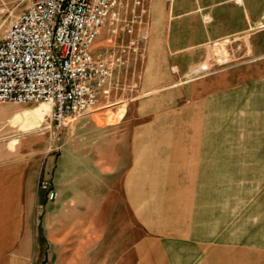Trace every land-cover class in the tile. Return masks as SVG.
<instances>
[{
	"label": "rangeland",
	"instance_id": "1",
	"mask_svg": "<svg viewBox=\"0 0 264 264\" xmlns=\"http://www.w3.org/2000/svg\"><path fill=\"white\" fill-rule=\"evenodd\" d=\"M117 1L119 20L93 44L113 65L106 93L64 127L49 122L47 104L0 103V161L49 159L47 207L64 211L53 219H64L68 244L76 239L66 252L76 249L80 264H109L100 259L125 248L94 244L90 231L104 220L122 241L125 209L162 243L163 264H264V12L241 35L199 47L190 64L168 54V7L146 34L143 0L129 45L130 0ZM27 4L0 0V38Z\"/></svg>",
	"mask_w": 264,
	"mask_h": 264
},
{
	"label": "crops",
	"instance_id": "2",
	"mask_svg": "<svg viewBox=\"0 0 264 264\" xmlns=\"http://www.w3.org/2000/svg\"><path fill=\"white\" fill-rule=\"evenodd\" d=\"M146 6L149 8V13L146 12L150 24L138 26L137 30L149 34L153 12L157 10L154 15L160 20L163 7H168V54L177 63L184 58L190 64L198 59L199 47L217 39L241 35L252 25L257 26L259 10L264 12V0H148ZM125 14L126 20L129 17L126 8ZM107 22L99 31L106 33L104 27ZM130 37L131 34H125V42ZM111 38V35L108 36L106 41ZM108 82L109 79L105 87ZM44 157L40 160L19 157L0 161V264H77L81 261L76 249L73 253L66 252L67 245L77 246L78 243L74 239L68 244L64 219L60 216L53 219V215H61L64 211L62 208L50 211L46 190L38 187L39 178L49 171L50 161L48 158L44 160ZM101 165L105 167L109 162L103 161ZM40 207L42 212L37 215L36 209ZM79 219L75 218L69 230H79L82 224ZM132 219L125 209V237L122 241H115L109 234L107 221L97 219L90 230L93 243L125 247L116 258L111 251L100 261L109 264L165 263L160 248L162 243L146 234L145 225L137 216Z\"/></svg>",
	"mask_w": 264,
	"mask_h": 264
},
{
	"label": "built area",
	"instance_id": "3",
	"mask_svg": "<svg viewBox=\"0 0 264 264\" xmlns=\"http://www.w3.org/2000/svg\"><path fill=\"white\" fill-rule=\"evenodd\" d=\"M130 1L127 34L143 11V0ZM119 16L117 0H28L0 38V103H47L46 117L59 127L86 114L106 93L113 70L92 46L100 27ZM38 187L49 200L56 196L48 175L39 178Z\"/></svg>",
	"mask_w": 264,
	"mask_h": 264
},
{
	"label": "bare ground",
	"instance_id": "4",
	"mask_svg": "<svg viewBox=\"0 0 264 264\" xmlns=\"http://www.w3.org/2000/svg\"><path fill=\"white\" fill-rule=\"evenodd\" d=\"M40 104H47V103L41 102ZM47 105H48V104H47Z\"/></svg>",
	"mask_w": 264,
	"mask_h": 264
}]
</instances>
